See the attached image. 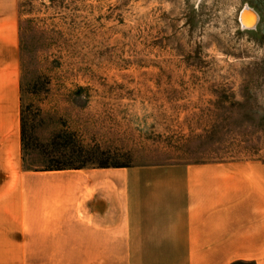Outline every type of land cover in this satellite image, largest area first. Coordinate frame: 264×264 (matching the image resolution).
<instances>
[{"label": "rangeland", "instance_id": "obj_1", "mask_svg": "<svg viewBox=\"0 0 264 264\" xmlns=\"http://www.w3.org/2000/svg\"><path fill=\"white\" fill-rule=\"evenodd\" d=\"M14 6L24 168L264 162V0Z\"/></svg>", "mask_w": 264, "mask_h": 264}, {"label": "crops", "instance_id": "obj_2", "mask_svg": "<svg viewBox=\"0 0 264 264\" xmlns=\"http://www.w3.org/2000/svg\"><path fill=\"white\" fill-rule=\"evenodd\" d=\"M0 0V264H264V162L23 166L19 31Z\"/></svg>", "mask_w": 264, "mask_h": 264}, {"label": "water", "instance_id": "obj_3", "mask_svg": "<svg viewBox=\"0 0 264 264\" xmlns=\"http://www.w3.org/2000/svg\"><path fill=\"white\" fill-rule=\"evenodd\" d=\"M248 13H250L252 15V20L247 23L244 20V15L248 14ZM256 22H257V14L255 13V11L253 9H251L249 7L248 8L245 7L239 12L238 23L242 29H246V30L252 29L256 26L255 25Z\"/></svg>", "mask_w": 264, "mask_h": 264}, {"label": "bare ground", "instance_id": "obj_4", "mask_svg": "<svg viewBox=\"0 0 264 264\" xmlns=\"http://www.w3.org/2000/svg\"><path fill=\"white\" fill-rule=\"evenodd\" d=\"M245 22H250L252 20V15L250 13L244 15Z\"/></svg>", "mask_w": 264, "mask_h": 264}]
</instances>
